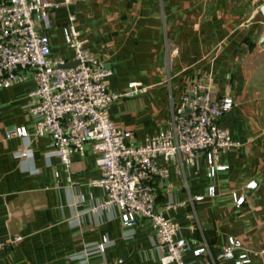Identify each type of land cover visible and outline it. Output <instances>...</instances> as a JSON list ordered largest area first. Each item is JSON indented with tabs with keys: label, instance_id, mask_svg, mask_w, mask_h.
Wrapping results in <instances>:
<instances>
[{
	"label": "crops",
	"instance_id": "obj_1",
	"mask_svg": "<svg viewBox=\"0 0 264 264\" xmlns=\"http://www.w3.org/2000/svg\"><path fill=\"white\" fill-rule=\"evenodd\" d=\"M51 1L59 4L46 32L52 58L75 62L68 29L75 14L85 48L112 71L109 90L122 94L138 85L134 97L109 107L111 119L138 141L167 128L196 84L213 100H234L221 125L238 144L219 154L216 176H208L205 155L195 165L177 158L168 176L155 181L157 202L177 205L167 215L188 243L187 264H234L244 254V264H262L251 250L264 249V0ZM35 87L27 73L0 90V136L8 128L30 129L27 105ZM24 144L19 136L0 142V264H161L150 220L141 219L125 238L116 207L93 211L105 193L93 184L101 170L92 142L84 155L72 156L70 173L50 137L31 136L26 160L17 156ZM235 195L245 202L237 205ZM77 216L80 224L72 226ZM103 236L113 245L100 253L95 247ZM230 238L238 244L229 260L223 255Z\"/></svg>",
	"mask_w": 264,
	"mask_h": 264
},
{
	"label": "built area",
	"instance_id": "obj_2",
	"mask_svg": "<svg viewBox=\"0 0 264 264\" xmlns=\"http://www.w3.org/2000/svg\"><path fill=\"white\" fill-rule=\"evenodd\" d=\"M57 6L51 0H0V90L23 81L27 73L36 81L27 105L32 126L8 128L0 142L12 136L22 137L25 144L17 156L26 160L30 157V137L48 136L54 154L68 173L72 170V156L84 155L86 144L92 142L101 170V178L93 184L101 186L105 193L93 211L116 207L125 238L134 236L141 219L150 220L161 264H187L184 255L188 243L179 236L180 225L167 215L177 205L169 201L158 206L155 181L168 176L171 161L179 158L195 165L203 155L208 162V176H216L219 154L238 144L228 128L221 125L235 106L234 100H213L202 84H196L183 95L167 128L138 141L134 132L111 119L109 107L118 99L134 97L140 89L132 82L125 93L109 90L107 78L112 71L85 48L75 14H70L68 29L69 45L78 64L67 68L70 62L51 57V41L46 32L51 28L50 10ZM253 186L254 182L248 184L249 188ZM215 194L212 186L209 195ZM235 201L242 205L245 197L235 195ZM70 223L78 226L79 216ZM237 244V239L230 238L225 259L234 258ZM112 245L113 241L103 236L95 248L104 253ZM3 246L0 243V248ZM251 252L264 264V249ZM246 257L247 254L242 255L243 260L234 264H244Z\"/></svg>",
	"mask_w": 264,
	"mask_h": 264
},
{
	"label": "water",
	"instance_id": "obj_3",
	"mask_svg": "<svg viewBox=\"0 0 264 264\" xmlns=\"http://www.w3.org/2000/svg\"><path fill=\"white\" fill-rule=\"evenodd\" d=\"M261 12H262V14H263V16H264V5L261 7ZM261 45L262 46H264V37L261 39ZM78 64V62H73V63H70V64H68L67 66H65V67H67V68H71V67H74V66H76Z\"/></svg>",
	"mask_w": 264,
	"mask_h": 264
},
{
	"label": "rangeland",
	"instance_id": "obj_4",
	"mask_svg": "<svg viewBox=\"0 0 264 264\" xmlns=\"http://www.w3.org/2000/svg\"><path fill=\"white\" fill-rule=\"evenodd\" d=\"M264 70V69H263Z\"/></svg>",
	"mask_w": 264,
	"mask_h": 264
}]
</instances>
